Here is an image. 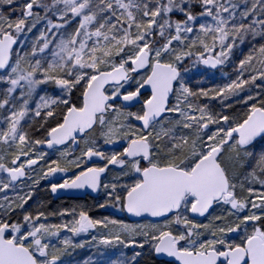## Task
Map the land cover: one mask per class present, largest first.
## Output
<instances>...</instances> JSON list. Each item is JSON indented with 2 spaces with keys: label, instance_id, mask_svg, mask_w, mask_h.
I'll return each mask as SVG.
<instances>
[{
  "label": "snow or ice",
  "instance_id": "obj_1",
  "mask_svg": "<svg viewBox=\"0 0 264 264\" xmlns=\"http://www.w3.org/2000/svg\"><path fill=\"white\" fill-rule=\"evenodd\" d=\"M0 264H264V0H0Z\"/></svg>",
  "mask_w": 264,
  "mask_h": 264
},
{
  "label": "flooded vegetation",
  "instance_id": "obj_2",
  "mask_svg": "<svg viewBox=\"0 0 264 264\" xmlns=\"http://www.w3.org/2000/svg\"><path fill=\"white\" fill-rule=\"evenodd\" d=\"M47 199L51 200V207H66V206H71L75 203H83V200L79 198H63L62 200H56L53 199L50 195L46 196ZM89 202L90 198H89ZM94 215L98 213H93ZM106 214V213H105Z\"/></svg>",
  "mask_w": 264,
  "mask_h": 264
},
{
  "label": "water",
  "instance_id": "obj_3",
  "mask_svg": "<svg viewBox=\"0 0 264 264\" xmlns=\"http://www.w3.org/2000/svg\"><path fill=\"white\" fill-rule=\"evenodd\" d=\"M64 198H78V194L69 193Z\"/></svg>",
  "mask_w": 264,
  "mask_h": 264
},
{
  "label": "rangeland",
  "instance_id": "obj_4",
  "mask_svg": "<svg viewBox=\"0 0 264 264\" xmlns=\"http://www.w3.org/2000/svg\"><path fill=\"white\" fill-rule=\"evenodd\" d=\"M88 254H89L88 251L85 250V251L81 252L80 255H81V257H86Z\"/></svg>",
  "mask_w": 264,
  "mask_h": 264
}]
</instances>
